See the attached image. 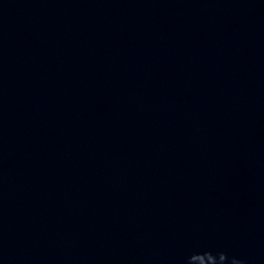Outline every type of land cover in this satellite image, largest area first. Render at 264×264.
Wrapping results in <instances>:
<instances>
[{"label":"water","instance_id":"95a60500","mask_svg":"<svg viewBox=\"0 0 264 264\" xmlns=\"http://www.w3.org/2000/svg\"><path fill=\"white\" fill-rule=\"evenodd\" d=\"M0 264H264V0H0Z\"/></svg>","mask_w":264,"mask_h":264}]
</instances>
